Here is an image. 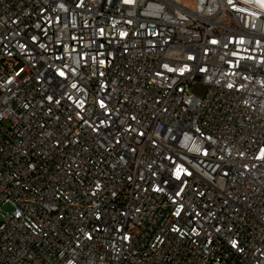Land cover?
I'll use <instances>...</instances> for the list:
<instances>
[{"label":"built area","instance_id":"2783aa9c","mask_svg":"<svg viewBox=\"0 0 264 264\" xmlns=\"http://www.w3.org/2000/svg\"><path fill=\"white\" fill-rule=\"evenodd\" d=\"M0 0V264H264V11Z\"/></svg>","mask_w":264,"mask_h":264},{"label":"bare ground","instance_id":"6f19581e","mask_svg":"<svg viewBox=\"0 0 264 264\" xmlns=\"http://www.w3.org/2000/svg\"><path fill=\"white\" fill-rule=\"evenodd\" d=\"M246 4H252L255 5L258 9L264 11V3L261 2V0H241Z\"/></svg>","mask_w":264,"mask_h":264},{"label":"rangeland","instance_id":"374dc122","mask_svg":"<svg viewBox=\"0 0 264 264\" xmlns=\"http://www.w3.org/2000/svg\"><path fill=\"white\" fill-rule=\"evenodd\" d=\"M193 0H186V3L188 4V5H192L193 4Z\"/></svg>","mask_w":264,"mask_h":264},{"label":"snow or ice","instance_id":"6c2138e0","mask_svg":"<svg viewBox=\"0 0 264 264\" xmlns=\"http://www.w3.org/2000/svg\"><path fill=\"white\" fill-rule=\"evenodd\" d=\"M125 2H129V0H125ZM262 3H264V0H261Z\"/></svg>","mask_w":264,"mask_h":264}]
</instances>
